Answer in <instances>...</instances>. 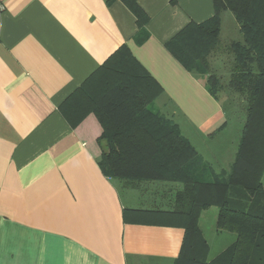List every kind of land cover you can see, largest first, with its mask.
<instances>
[{"label":"crops","instance_id":"0c3cea01","mask_svg":"<svg viewBox=\"0 0 264 264\" xmlns=\"http://www.w3.org/2000/svg\"><path fill=\"white\" fill-rule=\"evenodd\" d=\"M135 1L149 18L143 31L120 0H0V264H174L179 256L184 230L150 213L173 211L182 186L120 190L99 166L93 98L123 66L111 60L121 48L161 89L151 109L213 174L231 171L242 131L229 144L223 104L166 48L213 17V0ZM227 13L219 39L225 17L239 34Z\"/></svg>","mask_w":264,"mask_h":264},{"label":"trees","instance_id":"16d2710c","mask_svg":"<svg viewBox=\"0 0 264 264\" xmlns=\"http://www.w3.org/2000/svg\"><path fill=\"white\" fill-rule=\"evenodd\" d=\"M120 1L135 17L138 31H143L148 16L135 0ZM213 8L211 19L189 24L166 48L186 71L208 75L207 89L215 96L222 86L211 73L209 59L219 42L222 13L229 12L238 25L241 40L228 47L232 61L227 88L245 103V122L231 171L213 174L179 128L151 109L161 89L124 48L111 58H124L123 66L93 98L103 129L99 166L118 181L182 186L173 211L150 213L184 230L174 264H264V0H213ZM203 176L210 180H201ZM211 206L218 208L217 231L233 234L234 240L208 259L198 219L200 211Z\"/></svg>","mask_w":264,"mask_h":264},{"label":"rangeland","instance_id":"374dc122","mask_svg":"<svg viewBox=\"0 0 264 264\" xmlns=\"http://www.w3.org/2000/svg\"><path fill=\"white\" fill-rule=\"evenodd\" d=\"M228 15L230 13H227ZM231 16V14L229 15ZM220 36L216 50L214 51L212 57L209 59V64L211 68V73L217 76L221 83V90L215 92V97L221 101L227 117L229 118L228 125V142L230 144L231 139L237 137L240 132L243 130L245 122V103L242 102L241 98L238 95H234L229 92L227 88L229 74H230V64L232 61V55L228 51V47L231 43L240 39V35L236 30L228 25L226 17L224 18V27ZM204 78V82L207 85L208 75H200ZM227 136V137H228ZM105 152H107L105 146ZM105 171L108 172V169L104 167ZM113 179V178H111ZM118 183L120 190H123V186L126 184L133 183V181L123 182L113 179ZM201 180L208 181L210 180L208 176L201 177ZM261 184L264 189V171L261 178ZM218 214V208L215 206L208 207L200 211L198 219V229L200 231L201 237L204 240L205 244L209 247L208 259H212L215 255L220 253L226 248L227 245L234 240V235L226 232H218L216 229V219ZM196 249L201 252L202 246L201 243L195 241Z\"/></svg>","mask_w":264,"mask_h":264}]
</instances>
